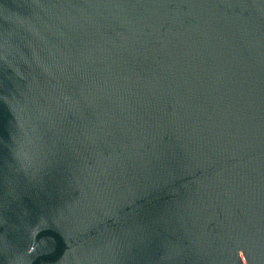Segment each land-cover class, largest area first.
<instances>
[{
    "label": "water",
    "instance_id": "water-1",
    "mask_svg": "<svg viewBox=\"0 0 264 264\" xmlns=\"http://www.w3.org/2000/svg\"><path fill=\"white\" fill-rule=\"evenodd\" d=\"M0 264H264V0H0Z\"/></svg>",
    "mask_w": 264,
    "mask_h": 264
}]
</instances>
